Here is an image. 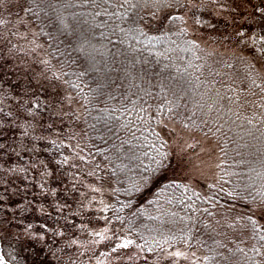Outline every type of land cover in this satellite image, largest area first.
<instances>
[{"label":"snow or ice","instance_id":"1","mask_svg":"<svg viewBox=\"0 0 264 264\" xmlns=\"http://www.w3.org/2000/svg\"><path fill=\"white\" fill-rule=\"evenodd\" d=\"M0 4H5V0H0ZM32 7L42 12L47 10L43 24L48 25L50 32L43 34L48 37L50 51L61 59L59 66L51 63L47 53H44V60H39L34 53L42 46L33 41H26L27 48L17 49L12 45L8 53L0 57V102L6 103L12 97L22 113L30 117L21 125L24 131L20 133V139L24 143L29 137H34L50 141L53 148L65 144L66 141L60 138L61 130L65 125L75 128L83 115L91 121L86 122L85 127L97 140L114 141L106 143L103 149L107 153L105 159L119 162L123 156L129 163L139 162L138 166L147 172L136 182L130 181L125 189H109L112 192L127 191L132 197L140 191L141 185L155 182L156 174L168 168L166 161L170 153L165 150L164 143L159 145V152L152 148L144 150V145L151 143L143 138L144 133L153 123L164 125V117L181 123L187 120L197 126L198 120V127L208 133L212 132L215 123H223L228 133L235 137V141L228 142L237 147H247L249 159L258 158L264 172V0H199L198 3L197 0H38L32 3ZM182 8L205 11L203 14L193 11L191 16L187 12L181 15L175 11ZM2 23L5 22L0 20ZM43 24L39 31H43ZM172 36L182 39L185 52L191 54V60L183 66L174 63L173 58L167 55L173 51ZM205 39L218 44V47L207 48L203 43ZM226 43L232 48L225 47ZM13 49L31 56L44 70L36 71L32 64L18 56L9 63ZM198 52L201 55H197ZM65 75L71 79H65ZM62 84L68 88L62 89ZM13 92L18 94L13 97ZM153 99L156 101L154 105L150 103ZM153 107L160 115H148L145 124V113ZM7 115L12 116L13 113L8 112ZM191 117H196V120ZM15 123V120L0 119V137H6L10 125ZM37 130L45 135H39ZM133 131L139 133L140 139L130 135ZM216 131L218 134L219 129ZM70 138L75 140L76 136L70 134ZM85 143V138H81L75 147L68 145L77 164H70L69 157L61 151L59 168L70 165L76 169L79 164H84L86 169L87 161H93L88 177L96 182L81 177L84 169L74 173L64 169L58 173L56 168H49L44 161L38 160L44 169L40 174L41 196L44 200L52 198L47 207L43 201L37 203L36 199H23L18 189L0 188V246L7 244L9 252L20 249L25 253L23 260L17 253L14 264H50L48 255H55L61 242L66 246L89 243L74 237L73 229L99 237V241H91L93 244L104 241L108 252L101 251L102 256L119 253L109 255L111 264H135L141 261V253L145 252L156 254L155 264H160L161 259H165L167 264H264V186L257 190L238 179L234 188H222L220 191L236 203L246 202L244 212L235 214L233 208L225 207L227 215L217 220L215 227L211 218L197 220L195 215L184 214L180 218L189 224H183L174 232L169 230L156 235L154 231L145 232L136 224L138 213L129 211L125 217L124 208L129 206L130 200L124 205L116 204L121 215L110 212L111 205L104 202L103 196L96 203V194L104 191L107 174L102 172L103 165L95 161L91 153L78 155V149ZM13 145H16L15 138L0 140V161H3L0 167L7 164L6 158L15 150ZM91 148L93 152H101L95 145ZM150 156L151 163L145 165L143 160ZM177 163L183 165L181 160ZM239 163L246 161L242 159ZM15 171L26 173V169L17 165L5 168L6 173ZM61 177H72L76 183ZM49 179L56 186L44 183ZM3 183L7 185L8 182L5 180ZM171 186L175 187L176 182L172 181ZM80 187L92 194L85 196ZM162 189L167 190L161 185L157 192ZM188 190L185 185L183 198H186ZM61 193L64 200L75 202L76 215L95 209L97 217L104 221V227L96 230L86 224H76L64 216L60 209L67 205L60 203ZM77 195L80 200H76ZM24 196H27V191ZM12 197H20L21 203L16 204ZM158 198L153 195L148 203ZM200 199L216 207L207 196ZM52 208H56V215L50 227ZM143 210V204L139 205V211ZM190 210L201 211L199 208ZM26 212L32 214V222L25 224L27 217L23 213ZM100 212L105 215L100 216ZM108 215H111V220L107 219ZM215 215V212L208 214L209 217ZM125 218L129 222L123 227L119 223L113 225V221ZM197 222L210 229L212 236L206 237L196 227ZM219 228L232 232L229 239H234L236 230H239L243 239L254 242L251 252L248 253L246 246H239V241L237 247L230 248L222 240L214 239L221 234L217 231ZM201 249L206 250L205 254L198 256ZM80 250L83 251L82 248ZM254 257L259 259L254 260ZM0 264H13V261L0 251ZM142 264H148L147 257Z\"/></svg>","mask_w":264,"mask_h":264},{"label":"trees","instance_id":"2","mask_svg":"<svg viewBox=\"0 0 264 264\" xmlns=\"http://www.w3.org/2000/svg\"><path fill=\"white\" fill-rule=\"evenodd\" d=\"M38 2V0H24V12L26 17L30 20V22L34 25L37 34L39 38L42 40V42L45 45L47 56L51 58V63L53 65L59 66L58 61L61 59L60 57H56L53 52L49 49V41L48 37L44 35V32H50V29L47 24H43V16L46 9L42 12L39 10V8H33L32 3ZM25 9H28V11H25ZM179 13V12H178ZM40 20V23L37 22V20ZM43 24V31H39L41 29V25ZM171 40L174 42L173 44V51L168 52L167 55L171 58H173V62L180 65H185L189 60H191V54L186 53L184 50V45L182 39H177L176 36H172ZM54 47H58V45H53ZM197 55H201V53H196ZM194 64L199 63V61H192ZM67 70H65L66 72ZM67 80H70L71 77L65 75L64 77ZM206 78V77H205ZM66 88H68V85H66ZM81 104H83V101H80ZM153 105L156 103L155 99L150 101ZM87 107V105H85ZM12 116H8V120H15L16 121V113L12 112ZM148 115H152L155 117L156 115H160V113L155 111V108L153 107L149 112L145 113L144 116V123H147V117ZM185 115H189L188 113H185ZM164 121H169L168 119L162 117ZM191 119L196 120V117H191ZM175 123H177L179 126L195 131L197 133H200L202 135L208 136L212 138L216 144L219 151V161H218V168H217V178L215 181L201 184L199 186L191 185L185 181H183L180 178L173 177L169 171L171 170L173 160L171 152L167 146V141L164 138V136L159 132V125L153 123L152 127L148 129L146 133H144L145 139L151 141L150 144L144 145V150H147L148 148H152L154 152H159L161 149L159 145L161 143L165 144V150L170 153V155L167 158V165L168 168L166 171H162L160 173H157V180L155 182H150L147 185H141L140 191L130 197L129 193L127 191H116L112 192L109 191V189H125L128 187L129 182H136L138 180V177L141 175H147V172L144 168L139 167V162L132 161L129 163L127 159H125L123 156L120 157L119 162L113 159H105V156L107 153L103 152V149L106 147L107 144L114 143V141L108 140L107 142H101L100 140H97L96 136L92 134L86 127L85 123H91V121L88 120V118L81 115L80 119V128L82 129V136L81 138H85L86 143L82 144L83 149L85 153H91V155L95 158V161L99 162L101 165H103L102 172L106 173V177L104 180V183L106 182L108 186V199L106 203L111 205L110 212L115 213L116 215H121V213L117 210L116 204L124 205L125 201H131L129 206L124 208V215L127 216V213L129 211H132L134 213H138L136 216V224L140 226L142 229H144L145 232L152 233L153 231L156 233V235H159L161 232H167L169 230L176 231L181 229L183 224H189L188 221H183L180 217H182L184 214H188L190 216L195 215L197 217V220H203L206 218H211L213 220V226L215 227V222L217 220H220L222 217H226V213L224 211L225 207L233 208V212L235 214L244 212L246 210V202H240L236 203L231 198L227 197L224 192H221L220 190L222 188H234L236 183L238 182V179L242 180L243 183L249 184L252 187H255L257 190H259L260 187L264 186V172L261 171V168L258 163V158H255L254 160H250L248 155L246 154L249 150L247 147H237L234 145V143H229L228 141H235V137L233 135H230L225 128L223 123H215V127H213V130L211 133H208L206 131H202L198 125L199 121L196 120V125L190 124L187 120H185L183 123H181L179 120H171ZM98 127V126H97ZM209 127H212V124H209ZM217 129H219V133L217 134ZM143 131V129H141ZM130 135L135 136L137 139H140L139 133H136L133 131L130 133ZM160 137H163V140H160ZM5 138H1L0 140H4ZM81 140V139H80ZM123 142V137L121 138ZM166 142V143H165ZM91 145H95L96 148L101 149L100 153H96L92 151ZM128 145L125 144V147ZM109 152H111V148H109ZM224 153V155H221V153ZM236 153V154H234ZM14 153L12 152L9 156H14ZM8 156V157H9ZM21 157V154L17 157L19 159ZM143 160V158H141ZM245 160L246 163L241 164L239 163L240 160ZM152 157L150 156L148 160H143V163L145 165L151 163ZM223 161V163H222ZM235 161V163H234ZM3 162V161H0ZM92 165H93V161ZM124 165V167H120V165ZM109 165H111V169H109ZM249 168L251 171H243V169ZM4 169V167H2ZM19 171L11 172L9 174V177L7 178V185L6 188H8L9 191L15 188H19L21 184ZM224 173H227V175H223ZM6 178L0 174V184L5 181ZM10 180V181H8ZM31 179L26 180V190H27V197L26 200L31 199H37L35 196V193L37 192L35 190V186L33 185ZM175 181L176 186L172 187L171 182ZM161 185L165 186L167 190H161L160 192H157V188L161 187ZM187 185L189 190L186 193V198H183L184 196V186ZM215 185V187H213ZM3 186V187H5ZM0 187V188H3ZM239 191V189H237ZM251 191V188L249 189ZM193 192L196 193V195H193ZM21 193V191H20ZM179 193V195H178ZM153 195H156L159 197L157 200H153L151 204L148 203L149 200H152ZM255 195V193H253ZM201 196H207L209 200L212 201L213 204L216 205L215 208L211 207L209 203L206 200L200 199ZM19 199V197H14L15 199ZM221 201H223V205H221ZM143 204L144 210L139 211V205ZM12 205H10L11 208ZM190 208H199L201 211L200 213H196L194 210H190ZM207 209V213H204V210ZM215 212L216 215L214 217H209V213ZM157 213L160 214V216H157ZM203 213V215H202ZM37 214V213H36ZM104 214V213H103ZM178 214V215H173ZM25 216H29L27 220L32 219L31 213H25L23 214ZM105 215V214H104ZM37 216V215H36ZM108 220H111V215L107 216ZM32 221H29L27 223H30ZM129 221L127 218L124 220H121L119 222L113 221L114 224L119 223L121 227H123L125 224H127ZM196 227L200 229L202 232H204L205 236H212L211 230L208 229L205 225L197 222ZM218 232L221 234L218 236L213 237L214 239H220L224 244H227L230 248H235L238 246V241L240 242L239 246L243 247L246 246L248 249V253L251 252L253 241L251 239L245 240L242 236L239 235V230H236V235L234 239H229L230 236H232V232L228 231L226 232L223 228L217 229ZM143 234V233H141ZM147 240V236L145 237ZM20 250V249H19ZM223 250V249H220ZM204 249H201L199 252L201 255L205 254ZM4 252L8 256V258L13 261V264L15 260L17 259V253H19V259L23 260L25 258V255H22L21 252H17L14 255H9L7 252V249L4 248ZM148 255H156L155 253H147ZM248 253H245L247 255ZM255 259H259V257H254Z\"/></svg>","mask_w":264,"mask_h":264},{"label":"rangeland","instance_id":"3","mask_svg":"<svg viewBox=\"0 0 264 264\" xmlns=\"http://www.w3.org/2000/svg\"><path fill=\"white\" fill-rule=\"evenodd\" d=\"M199 0H197V3ZM175 11L179 12L181 15L187 14L191 16L193 11L199 12L200 14L204 13V9H190V8H182L175 9ZM171 13L169 12V15ZM207 19V16H204ZM0 20H3L5 23L0 24V57L4 54L8 53L9 48L12 45H15L17 49L19 48H27L26 41H33L35 44L41 45L42 48H37L34 55L38 57L39 60H44V53L46 52V48L42 40L39 38L37 31L34 25L30 22V20L26 17L24 12V0H5V4H0ZM19 34V35H18ZM210 35V34H209ZM193 38H196L194 35ZM203 43L209 49H216L218 44H213L211 41L205 39ZM225 47L232 48L231 44H225ZM19 57L21 60H27L36 71H43V67L36 63L31 56L26 55L25 52H19L13 49L12 56L9 57L8 62L11 63L15 60L16 57ZM62 89H67L66 85H61ZM18 93L13 92V97ZM18 102L15 101L12 97H9L6 103L0 102V119L8 120L7 113L14 112L16 113V123L14 125H10V131L7 132L5 139L8 137L16 139V145H20L17 147L13 145L15 149L13 151L14 156L7 157V164L4 169L0 167V174L3 175L6 180L9 177V173L5 172V168H11L13 165H17L19 167H23L26 169L25 172H19L20 181V191L23 199L26 200L27 197L24 196L26 190V180L31 177L33 180V185L35 186V193L37 203L44 202L47 207L48 202L52 199L48 197V200H44L41 196V190L39 187L41 176L40 174L44 171V169L38 163L39 161H44L45 164L48 165L49 168H56L59 172H63L66 169L69 173H74L76 170L84 169V164H79V166L74 169L70 165H65L64 169L59 168L58 160L59 153L62 151L64 155L69 157L70 164H77V160L72 158V147H75L76 144L80 143L81 132L80 128V120L76 122L75 128H69L68 125H65V129L61 130L60 138L66 141L65 144L58 145L56 148H53L50 141L38 140L34 137H29L27 143H24L20 139V133L24 131V128L21 127L23 120H28L30 117L27 114L22 113V110L18 108ZM19 117V119H18ZM10 120V119H9ZM159 132L164 136L167 141V146L171 152L173 164L169 173L172 174L173 177L180 178L183 181L194 185L199 186L201 184L210 183L216 180L217 178V168L219 161V151L217 148L216 142L205 135L197 133L195 131H191L179 126L177 123L173 121H164V125H159ZM39 135H45L44 132L37 130ZM70 134L72 136H76L75 140L70 138ZM3 137H0V139ZM33 145H36L33 148ZM21 154V157L17 159V157ZM85 151L81 144L80 149H78V155H85ZM178 160L183 162V165L177 163ZM3 163V162H0ZM92 169V162L87 161V168L81 171V177L87 178L89 182H96L94 178L88 177V172ZM16 172V171H15ZM62 180H68L70 183H76L75 179L72 177H61ZM10 181V180H8ZM46 184H51L52 186H56L55 182L52 180L44 181ZM103 184L104 191L102 194L97 195V201L99 202L101 196L104 198V202L106 203L108 199V186ZM5 186L4 183L0 184V187ZM99 186V184L97 185ZM6 187V186H5ZM18 189L19 188H15ZM80 192H84L85 196L91 195L90 191L85 192L84 187H80ZM60 203L66 204L65 208L60 209L64 216H68L69 219L74 220L76 224H86L89 228H93L96 230H100L104 227V221L100 220L97 217L95 209L86 210L85 213H81L80 215H76V204L73 200H64L63 194L61 193ZM14 200V197H12ZM76 200H80L79 195H77ZM15 203H21V198L15 199ZM12 207V206H11ZM52 212V216L49 217V226H52L54 223V217L56 215V208L50 209ZM25 214V213H23ZM71 214V215H70ZM39 217V213L36 214ZM100 216H104L103 212L99 213ZM25 216V215H24ZM83 216V219H81ZM28 219V215L26 216ZM32 218V217H31ZM32 219L26 220L25 224ZM44 221L42 220L41 223ZM113 225H115L113 223ZM72 235L77 239L83 238L88 240V244H82L80 246L72 245L66 246L61 245L59 250L56 251L55 255H48V260L50 264H111L109 259L110 256L119 255L117 252L110 253L109 255L102 256L100 253L108 252V248L105 246L104 241H100L98 244L91 243L92 240L99 241V237H92L87 232H78V230L73 229ZM65 239H68L66 236ZM12 247H15L14 245ZM4 248L7 249L9 255H14L17 252H9V246L7 244L0 246V251L4 252ZM83 249V251L80 250ZM18 252H21L22 255L25 253L18 249ZM6 255V253H5ZM198 256H202L200 252L197 253ZM144 257H147L148 264H155L154 257L155 255H148L146 253H141V261H136L135 264H142ZM6 258L8 256L6 255ZM10 260V259H9ZM160 264H167L165 259L160 260ZM183 264V262H181Z\"/></svg>","mask_w":264,"mask_h":264}]
</instances>
